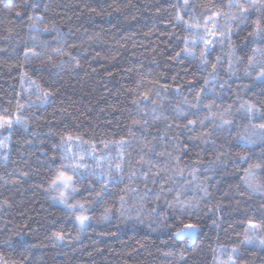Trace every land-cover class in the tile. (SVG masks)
Listing matches in <instances>:
<instances>
[{"label":"trees","instance_id":"16d2710c","mask_svg":"<svg viewBox=\"0 0 264 264\" xmlns=\"http://www.w3.org/2000/svg\"><path fill=\"white\" fill-rule=\"evenodd\" d=\"M228 2L190 0L183 9L182 0H29L28 5L0 0V107L11 101L14 108L16 94L27 87L21 84L22 63L23 71L55 93L48 103L25 109L27 131L23 126L0 131V139L8 137L7 149H0V254L9 264H225L238 245L240 264H264V249L240 244L249 221L264 225V195L251 192L241 180L249 164L264 163L259 130L252 128L264 119L259 113L249 119L240 108L248 102L264 112V78L257 76L264 58L256 53L253 65L248 64L254 47L264 49V40L248 35L250 21L221 16L223 31L232 26L231 41L226 37L212 45L207 69L198 59L176 56L185 38H195L194 30L176 23V6L183 20L199 23L203 34L206 16L236 11ZM30 14L43 16V24L29 28ZM250 15L255 19L258 13L252 10ZM57 47L75 60L53 54ZM189 47L199 56L204 45L198 41ZM28 48L40 55L25 62ZM49 55L59 67H52ZM213 63L217 67L211 74ZM202 88L199 107H191ZM145 92L149 100L140 98L139 107L132 103ZM205 104H212L211 110ZM228 105L227 118L233 123L217 128L218 114ZM190 119L204 124L197 123L190 132L183 127ZM205 132L211 133L205 137L208 143L189 138ZM67 133L96 143L103 168L112 171L100 198L96 192L103 180L85 174L78 182L80 190L70 202H91L86 214L92 219L83 229L51 198L55 193L37 187L46 186L51 169L61 163L54 145ZM242 135L254 142L244 148ZM121 138L127 141L123 160L114 144L99 151L101 140ZM146 142L153 151L144 147ZM243 151L249 153L247 162L239 159ZM141 155L151 161V168L138 163ZM86 163L95 169L93 159ZM116 163L122 166L120 172ZM254 182L264 184V169L256 170ZM198 185L207 187L209 195ZM178 194L193 206L183 212L178 205L170 207ZM121 196L122 214L116 211ZM105 208L112 209L108 219L102 218ZM189 213L200 225L191 246L172 236L180 226L177 217L188 222ZM57 231L65 234L62 242L51 238Z\"/></svg>","mask_w":264,"mask_h":264},{"label":"snow or ice","instance_id":"6c2138e0","mask_svg":"<svg viewBox=\"0 0 264 264\" xmlns=\"http://www.w3.org/2000/svg\"><path fill=\"white\" fill-rule=\"evenodd\" d=\"M24 5H28L29 0H23ZM190 4V0H182L183 9H188V6ZM35 7V4L32 5ZM177 7V15L175 17V21L177 24H183L185 29L187 30H194L195 32V38L189 40L188 38H185L184 44L185 47L181 49L180 52L176 53L177 57H180L181 54H185L186 56L192 57L193 59H198L200 63L204 66V69H207L208 67V60H207V54L210 52L212 45L216 43L217 40H220L221 42L227 37L229 41H231V32H232V26L231 24L228 27L227 32L222 30V26L218 23V20L221 16H224L225 19L229 21H240L241 23H248L250 21L252 30L249 32L250 37H254L257 40H264V0H229L227 7L229 9H235V12H227V13H221V12H214L211 15H208L205 17L204 20V27L202 30V33L198 31L200 29L199 23L193 24L191 20H183L182 16L180 15V11L182 10L179 5ZM255 10L258 15L255 19L251 18V11ZM16 15L20 16L22 13L17 10ZM28 20V27L29 28H38L41 24L44 22V17L41 15H33L30 14L27 17ZM211 25V27H209ZM237 27L239 25H236ZM43 31L49 32L51 29L48 27H44ZM198 41L203 42V49L200 51L199 56L196 55V52L193 48L189 47V44L195 46ZM2 51V50H0ZM253 56L248 57V64L249 67H251L254 63V56L256 53H260L261 57L264 58V49L260 48H253ZM53 54L61 55V56H68L69 62L72 60H75V57L72 56L70 52H65L63 50V47H57L52 49ZM40 53L36 52L34 49L28 48L25 50L24 53V59L25 62L28 61L29 57H39ZM48 62L52 63L53 56L49 55L47 57ZM217 61L219 62V58H217ZM231 63V62H230ZM77 67H79V61H76ZM53 68L59 67V65L52 63ZM217 64L213 63L211 65L212 73H215ZM20 68L22 69L20 76H21V84H27V87L23 89L22 93L16 94V103L13 108L11 101L8 102L7 107H0V131L4 130H12L15 126H23L25 131L28 130V118L25 117L24 111L26 108H33L37 104V102L40 105H44L50 101V98L54 96V91L51 89V87H46L43 83L38 81L37 79H33L31 76L28 75L26 71H23L24 64L22 63L20 65ZM258 78H264V64L261 66V70L257 73ZM208 83L207 78H205V84ZM137 87H139V82L137 84ZM223 87V85H222ZM167 86H165V89ZM151 90H149L150 92ZM177 91H179V88H177ZM149 92L140 93L139 98L134 99L132 101L133 104H136L137 107L140 105V98L142 100L147 101L150 99ZM203 92V88L200 92L196 94V103L191 104L190 106L193 108L199 107L200 101H201V93ZM157 96L160 95L159 92L156 93ZM24 96L27 97V100H24ZM35 97V100L32 98ZM155 103V101H153ZM212 104H205L204 107L211 110ZM231 105H228L227 108L224 109L223 112L218 114V119L220 121L219 124L216 125L217 128H221L226 125H231L233 121L229 118H227L231 112ZM241 109H244L246 113L248 114L249 119H251L252 116L256 115L257 113L260 114V118L264 119V112H261L260 109L256 108L253 104L245 102L240 105ZM179 111V110H178ZM216 116L217 114H213ZM157 117H154V119ZM167 119V117H165ZM205 119H208L206 116ZM134 123H140L139 121H134ZM144 123H147V121H144ZM199 123L201 126L204 124V120H193L190 119L187 122V125H184L188 131L193 132L195 131V125ZM179 127V125H178ZM253 129H258L260 133V140L259 143L261 145L262 150H264V123L258 124V125H252ZM210 132L202 133L200 136H193L189 137L190 139H203L205 143H208L209 141L205 139V137H210ZM239 139L244 142L243 147L246 148L249 143H252L250 137L248 136H240ZM8 137H3L0 139V149H7L8 143H7ZM127 141L121 138L118 141H112V140H101L100 144L103 145L102 149H99V151L102 153L104 150L109 149L110 145H115L117 150V155L121 160H123V152L122 149L126 145ZM75 145V146H73ZM87 146V147H85ZM54 147H58L60 150V160L61 163L57 165L56 167L51 169L50 176L48 177L46 181V186L43 185H37V187H42L43 191L46 193H55V195H52L51 198L54 201H58L61 205H64L70 212V214H73L75 216V221L79 225L81 229L85 227L86 222L90 221L92 219L91 216L87 215L86 213L89 211V208L91 207V202L85 200L84 202L81 201H75L70 202L72 199V196L74 193L79 192V188L77 187L78 182L82 181L84 178V175L87 174L90 177L95 178L97 181L103 180V185L100 189V191L96 192V197L100 198L102 196V193L106 190L108 182L110 179H112V171L111 167L108 169H104L101 164V156H97L96 153L98 151L97 144L94 143L91 140L84 139L83 135H73L71 133L63 134L60 137V144L54 145ZM144 147L148 148V151L151 152L154 149L150 145V142H146ZM93 159L95 161V169H99L100 171L97 172L91 165L86 163L87 159ZM217 159L219 160L220 157L217 156ZM239 159L243 162H247L249 159V153L247 151H243L239 155ZM262 159H264V151H262ZM55 161V157H53V162ZM66 161V162H65ZM138 163L149 164L150 168L153 166L151 165V161L146 160L144 155H141L139 158ZM109 164H111V160L109 159ZM121 164L116 163L115 169L117 172L121 171ZM257 169H264V163L257 162L254 164H249L247 168L244 169V176L241 177V180L247 185V188L251 192H259L262 195H264V184H261L259 182H254V178L256 176V170ZM159 173H156L153 175L152 182L156 183L155 176ZM11 175V174H10ZM22 176H27V172H21ZM135 175V173H133ZM182 175V172H181ZM194 176V172L192 173ZM144 178H148V173H144ZM0 179H3L0 177ZM7 183V181H5ZM89 187H94L92 180H89ZM200 190L205 194V196H208V189L207 187L203 185H198ZM134 191V190H133ZM243 195V193H241ZM157 199L159 197L157 196ZM121 201V208L116 209L118 213H123V205H124V197H120ZM179 206L181 211H185L187 208L192 207L193 205L191 202H189L187 205H185V202L180 199L179 194L177 195L174 203H170V207ZM152 211H155V209H152ZM112 212V209L105 208L103 219H108L109 214ZM190 213H189V219L188 222H185L184 217L181 215L177 217L179 220L180 226L175 229V231L172 233L173 237L181 238L183 240H191L193 236L197 233V231L200 228V225L196 222H193L190 219ZM19 236L20 233H17ZM55 242H62L65 239V234L57 231L53 232L51 237ZM243 246L248 245H254L257 248L264 249V225H258L252 221L248 222V226L244 230V239L240 242ZM240 251V246H234L232 248V254L229 256V259L225 264H240V261L238 259V253ZM170 254V253H169ZM181 259H183V252H181ZM0 264H9V261L6 260L3 256V254H0ZM14 264V262H13Z\"/></svg>","mask_w":264,"mask_h":264},{"label":"water","instance_id":"95a60500","mask_svg":"<svg viewBox=\"0 0 264 264\" xmlns=\"http://www.w3.org/2000/svg\"><path fill=\"white\" fill-rule=\"evenodd\" d=\"M7 3L9 4L10 1H7ZM196 237H197V233L193 236V238H192L191 240H186V241H188V246H191V245L194 244V242L196 241ZM175 239L178 240V241H184V240L181 239V238H176V237H175Z\"/></svg>","mask_w":264,"mask_h":264}]
</instances>
